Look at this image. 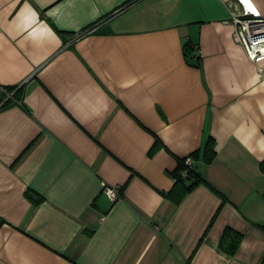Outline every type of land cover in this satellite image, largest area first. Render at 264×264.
I'll list each match as a JSON object with an SVG mask.
<instances>
[{
  "label": "crops",
  "instance_id": "crops-1",
  "mask_svg": "<svg viewBox=\"0 0 264 264\" xmlns=\"http://www.w3.org/2000/svg\"><path fill=\"white\" fill-rule=\"evenodd\" d=\"M129 1L0 0V264H264V59L239 3ZM187 156L203 181L175 202Z\"/></svg>",
  "mask_w": 264,
  "mask_h": 264
},
{
  "label": "built area",
  "instance_id": "built-area-1",
  "mask_svg": "<svg viewBox=\"0 0 264 264\" xmlns=\"http://www.w3.org/2000/svg\"><path fill=\"white\" fill-rule=\"evenodd\" d=\"M248 1L249 3L247 4L244 0H237L239 9L233 11L232 14V23L235 25L234 38L243 46L252 59L259 61L264 59V17L250 0ZM97 27L98 25L95 24L83 31H79L74 34L73 38L77 39L93 33L97 30ZM9 97L10 95L7 93V98ZM185 163L189 166L193 165L192 158L190 156L185 157ZM104 191L111 200H115L120 194L118 187H105Z\"/></svg>",
  "mask_w": 264,
  "mask_h": 264
},
{
  "label": "trees",
  "instance_id": "trees-1",
  "mask_svg": "<svg viewBox=\"0 0 264 264\" xmlns=\"http://www.w3.org/2000/svg\"><path fill=\"white\" fill-rule=\"evenodd\" d=\"M131 2H132V0L125 3L120 8L125 7L126 5L130 4ZM106 16H108V15H106ZM95 24L96 23L92 24L91 26H93ZM91 26H89V27H91ZM195 47H196L195 45H191L189 43H186L185 44L186 53L190 54V50H193ZM192 56H193V54H192ZM18 91H20V88L14 92V95ZM9 101H10V98L5 99L2 107L6 106L9 103ZM159 145H161V141L158 138H156L150 152L154 151ZM214 156H215L214 144H213V141L211 139H209L206 146H205V150H204V161L209 162L214 158ZM261 168L264 171V160L261 163ZM173 178H174V185H173L172 189L170 191H168L167 195L169 197H171L175 202H178L186 192L190 191L191 189H193L195 186H197L199 183H201L203 181V178L195 170L194 165L189 166L185 163V157H183L182 159H179L178 166L175 169V171L173 172ZM121 190L122 189H120V191Z\"/></svg>",
  "mask_w": 264,
  "mask_h": 264
},
{
  "label": "bare ground",
  "instance_id": "bare-ground-1",
  "mask_svg": "<svg viewBox=\"0 0 264 264\" xmlns=\"http://www.w3.org/2000/svg\"><path fill=\"white\" fill-rule=\"evenodd\" d=\"M244 2H245V0H244ZM245 3H247V4H248V3H249V1H247V2H245Z\"/></svg>",
  "mask_w": 264,
  "mask_h": 264
},
{
  "label": "snow or ice",
  "instance_id": "snow-or-ice-1",
  "mask_svg": "<svg viewBox=\"0 0 264 264\" xmlns=\"http://www.w3.org/2000/svg\"><path fill=\"white\" fill-rule=\"evenodd\" d=\"M245 2H247V0H245Z\"/></svg>",
  "mask_w": 264,
  "mask_h": 264
}]
</instances>
